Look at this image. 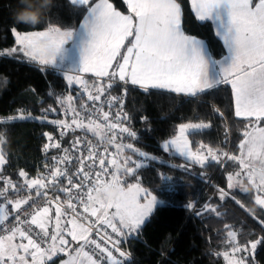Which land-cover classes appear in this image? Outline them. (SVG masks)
Returning a JSON list of instances; mask_svg holds the SVG:
<instances>
[{"label":"snow or ice","instance_id":"obj_1","mask_svg":"<svg viewBox=\"0 0 264 264\" xmlns=\"http://www.w3.org/2000/svg\"><path fill=\"white\" fill-rule=\"evenodd\" d=\"M70 3L86 13L79 28L62 29L50 25L43 31L27 33H19L13 28L19 49L13 48L11 51H19L30 61L62 71L69 85L84 86L87 100L92 102L96 110L90 113L89 123L85 124L78 119L80 113L74 107L72 95L61 96L57 100L61 106L66 105V112L74 114L70 123L66 120H53L51 123L64 130L86 128L99 136L101 143L114 145L116 152H108L107 147L104 152H97L94 151L96 146L89 144L88 155L84 157V160L91 161L87 165L88 171L85 170L84 160H81V167L73 174L80 181L78 183H74L72 175L60 167L50 173L47 184L43 178L28 179L27 173L21 170L19 176L25 178L28 189L37 190L36 197H48V192L39 189L51 186L64 193L67 199L63 204L59 203L60 196L48 199L49 205L55 204V225L51 233L46 221L50 222L52 209L50 206L38 207V199L30 196L15 200L14 209L18 214L14 219L18 223L14 226L6 225L8 213L0 206V232H8L6 236H0V264H55V257L68 253L66 246L70 241L65 238V234L78 247L61 264H123L113 254V250L120 257H126L127 254L119 247L121 239L138 234L157 204L164 203V200H158L151 191L142 187L137 176V172L147 166V161L156 158L139 152L138 155L144 160L132 161L130 156L124 155V150L137 152L133 144L117 143L115 132L110 137L106 133L102 134L104 125L92 118L99 113L103 121L108 122L107 131L118 129L119 133L135 138L136 133L122 123V119H128L127 113L123 112L122 97L110 96L101 102L105 96V87L93 84V94L81 73H92L97 78L108 77L107 89H113L116 81H119L124 85H138L145 91L161 89L192 97L221 85H230L234 115L248 122L242 132L238 154L217 150L203 143L193 150L189 136L211 126L203 122L180 124L177 134L166 141L162 148L165 152L174 150L180 157L201 167L210 162L221 167H224L226 161L238 164V171L227 173V189L239 188L247 193L249 189L245 187L246 180L257 192L254 196L255 204L264 209V0H191L197 20L211 22L215 35L227 49V54L219 60L213 57L205 41L185 33L182 27V6L177 0H125L129 14L117 10L111 0H70ZM122 93L126 96L127 87L122 89ZM97 102H101L99 106ZM104 103H107L109 111H104ZM81 108L87 110L84 104H81ZM117 108L113 116L111 110ZM44 111L54 112L56 109ZM32 118L21 110L19 115L0 121V124ZM43 118L47 119V116ZM60 134L63 137L66 132L61 131ZM45 135H48L49 141H53L51 135ZM2 143L3 138L0 136ZM80 143L78 138L75 145ZM49 146L56 149L61 147L59 141L45 145V148ZM53 159L57 160L56 157ZM67 159V156L60 157L57 162L62 164ZM256 161H259V167ZM6 163L5 154L0 150V171ZM130 163L135 164V167L129 166ZM125 176H137V182L125 186ZM61 177L67 179L70 187H57ZM162 179L168 182L172 177L163 175ZM108 183H118L121 186L120 195L108 202L96 201L94 193L101 185ZM9 189L19 196L21 188L5 180V187L0 189V198L13 203L7 199ZM219 193L221 200L230 197L241 208L244 207L230 191L219 188ZM74 199L83 207L84 213H90L91 217L96 218L98 239L93 238V225H86L78 219L80 214L72 202ZM64 204L71 210V218L67 221L70 227L61 225V218L69 215L64 210ZM22 205H29L35 211L30 213L28 209H22ZM111 209L114 211L110 212ZM21 211L30 219L21 220ZM204 211L222 215L211 205H205ZM196 214L199 216L202 212ZM259 222L264 225V219ZM24 225H29L27 230ZM30 226H35L39 231L33 233ZM225 227L228 229L226 242L231 248V252L222 253L227 264H250L247 256L237 254L251 255L258 245L264 244V237L250 241L249 248L247 244L237 241L238 233L235 230L229 225ZM106 229H111L115 237ZM17 236L27 243H13ZM42 243L47 247H42Z\"/></svg>","mask_w":264,"mask_h":264},{"label":"trees","instance_id":"obj_2","mask_svg":"<svg viewBox=\"0 0 264 264\" xmlns=\"http://www.w3.org/2000/svg\"><path fill=\"white\" fill-rule=\"evenodd\" d=\"M177 1L182 6L184 31L203 39L215 59L222 58L227 50L223 41L215 35L211 22L197 20L191 0ZM31 2L39 4V0ZM111 2L122 13L129 11L125 0ZM21 7L20 0H0V121L16 117L21 110L33 117L0 124V136L3 138L0 147L7 160L0 171V189L5 187V180H10L22 192L26 183L25 178L19 176L21 170L27 173L28 179L43 178L46 183L48 175L45 172L49 165L64 156L68 159L63 164H68L75 141L86 131L66 130L62 137L59 134L61 128L51 121L64 120L61 109L66 108V105L61 106L57 102L58 98L73 93L74 107L80 108L87 93L84 86L69 85L62 71L25 60L21 52L11 51L13 48L18 49L13 28L35 31L55 25L63 29H76L86 13L79 10V6H73L70 0H52L51 6L42 10L39 24H17L13 16ZM86 81L93 93V84L104 86L105 95L119 93L127 87L123 110L128 119L123 120V124L136 133L135 138L127 137V142L132 143L137 152L125 149L124 155L136 162L144 160L138 155L139 152L156 158L147 161V166L140 169L137 176L141 186L148 188L164 203L156 207L138 234L121 239L122 247L130 253L122 260L123 264H227L222 253L231 252V248L226 242L228 229L225 225L238 233L236 239L240 244H247L249 248L250 241L264 237V225L259 222L264 219V209L254 202L256 190L248 187L249 191L245 193L239 188L227 189V173L238 171V164L226 161L221 167L210 162L201 167L162 148L166 140L177 134L180 124L203 122L211 126L190 135L193 148L203 143L217 150L238 154L242 132L248 122L234 115L230 85H221L192 97L157 89L145 91L137 85L122 83L107 89L109 78L100 79L92 75H87ZM49 108L56 111L45 113L44 110ZM45 116L47 119L43 118ZM45 134L59 141L60 149L51 146L46 149L45 145H51L54 141H49ZM65 149L68 151L65 152ZM129 166L135 167V164L130 163ZM163 175L172 177V180L164 181ZM137 176L123 177L125 186L136 183ZM219 188L230 191L244 207L241 208L230 197L221 200ZM15 196L9 191L7 199L13 201L6 206L9 217L14 214L15 200L19 199ZM4 200L0 198V203L7 202ZM205 205L215 207L222 215L204 211ZM54 208L50 213L51 220L47 223L49 229L55 225ZM197 212L202 214L198 216ZM62 221L68 226L66 216L62 217ZM68 240L71 243V237L68 236ZM73 243L76 244L72 242L71 245ZM237 255L247 256L250 264H264V244L258 245L251 255ZM64 256L65 253L59 255L55 261Z\"/></svg>","mask_w":264,"mask_h":264},{"label":"built area","instance_id":"obj_3","mask_svg":"<svg viewBox=\"0 0 264 264\" xmlns=\"http://www.w3.org/2000/svg\"><path fill=\"white\" fill-rule=\"evenodd\" d=\"M116 83H122V82H119V81H116ZM115 83V84H116ZM123 84V83H122ZM124 85V84H123ZM110 96H121L122 99H123V104H124V100H125V96L123 95L122 91L119 92V93H116V94H113V95H105L101 98V102H104L108 97ZM101 102H97V106H99V104ZM83 104L86 105L87 107V110L85 109H82L81 106L80 108H77V111L80 113L78 119H81L83 120V122L85 123L86 121H89V115L91 112H94L96 111L93 107H92V102L88 101L87 98H85V100L83 101ZM117 109H112V115L114 116L115 115V111H117ZM104 111H109V108L107 106V103H104ZM61 112L64 116V120L68 121L70 123L71 119L73 118V113L71 111H65V108H62L61 109ZM124 112V110H123ZM93 119L96 120L97 123H100L102 125H104V128L102 130V134L103 133H106L107 136H112L113 135V132H115L116 134V142L117 143H122V144H127V134H121L119 133V130L116 129V130H113V131H107V123L106 121H103L102 119V116L97 113L96 116L92 117ZM110 120H111V117H110ZM122 123H123V119H122ZM124 125V124H123ZM74 127V126H73ZM80 130V129H79ZM61 131H65L64 129H60L59 131V134L61 133ZM85 133L84 135L80 138V141L81 143L79 145H74V149L72 151V154H71V157L69 158V162L68 164L64 165L63 163H54V164H51L47 167L46 169V172L45 174L48 175L47 176V179L49 180L50 179V173L53 172L55 170L56 167H60L62 171H66L68 175H72V178H73V182L74 183H78L80 182L78 179H77V176L76 175H73L74 173H77L78 172V169L81 167V163L80 161L81 160H84V157H86L88 155V145L89 144H92V145H95V149L94 151H97V152H104V149L105 147H107L108 149V152H116V149H115V146L114 145H108V144H103L100 142V137L97 136V135H94L93 132L91 131H88L86 128H85ZM53 141H54V138H53ZM51 141V142H53ZM105 155H107V153H105ZM121 162V161H120ZM66 163V162H64ZM91 163V161H88V160H84V166H85V170L88 171V168H87V165ZM48 183V181L46 182V184ZM57 187H70V185H68L67 183V179L66 178H59V183L57 185ZM24 188V191L20 192V195L17 196L13 190L9 189L10 191V194L12 195H16L15 197H18L19 199H27L28 197H32L33 199H38L39 200V204H38V207H43V206H50L51 209H53L55 207V204H52V205H49L48 204V199L49 198H53L55 196H60V201L59 203L63 204V202L67 199V196L62 193V192H59L55 189H53L51 186H48L46 188V190H41L39 189V191L41 192H48V197H36L35 193H36V189H28L27 186H23ZM86 191V190H85ZM85 200H86V197H85ZM5 201V200H4ZM75 205H76V211L77 213H79L80 215L78 216V219L80 220L81 223H84L86 225L88 224H92L93 225V238H97L98 239V236H97V227L95 225V221H96V218L95 217H91L90 216V213H84L83 211V207L74 199L72 201ZM31 203V200L30 202ZM28 209V211L31 213V212H34L35 209L34 208H30L29 205H22V209ZM64 210L66 212L69 213V215L66 216L67 219H70L71 218V210L67 209L66 207V204H64ZM18 213L16 212V210L14 209V214L9 217V219L5 222L6 225L8 226H14L16 225L18 222L14 219V217L17 215ZM19 215L21 216V220H24V219H30V216H25L23 214V211H21L19 213ZM29 227V225H24V228L25 230H27ZM32 228V231L33 233L36 232V231H39L35 226H30ZM106 228V226H104ZM54 230V225L49 229L50 233ZM107 232L109 234H112L111 233V229H106ZM6 234H8L7 231H3V232H0V236H5ZM100 234L102 235L103 234V229H101V232ZM114 237H115V234H112ZM34 238H36L34 236ZM38 239V238H37ZM38 242H40L38 240ZM71 246V243L66 246L67 248H70ZM42 247H47L46 244H43L42 243ZM120 247V250L127 253V251L122 247L121 243L119 245ZM87 250V249H86ZM116 254H114V250H113V254L117 257V258H120L119 256V253L116 252Z\"/></svg>","mask_w":264,"mask_h":264},{"label":"clouds","instance_id":"obj_4","mask_svg":"<svg viewBox=\"0 0 264 264\" xmlns=\"http://www.w3.org/2000/svg\"><path fill=\"white\" fill-rule=\"evenodd\" d=\"M51 2L52 0H39V4L34 5L31 0H20L22 7L14 13L13 18L17 24L37 25L41 22L42 10L49 8ZM120 192L121 186L118 183L104 184L94 193V199L96 201L108 202L115 200L120 195ZM75 245L78 247L77 244Z\"/></svg>","mask_w":264,"mask_h":264},{"label":"rangeland","instance_id":"obj_5","mask_svg":"<svg viewBox=\"0 0 264 264\" xmlns=\"http://www.w3.org/2000/svg\"><path fill=\"white\" fill-rule=\"evenodd\" d=\"M63 29V28H62ZM43 30H45V29H43ZM35 31H42V30H35ZM17 32H19V33H27V32H31V31H19V30H17ZM188 35H190V34H188ZM193 36V35H192ZM196 37V36H195ZM199 38V37H198ZM226 54H227V52H226ZM225 54V55H226ZM81 75L83 76V78L86 80V75H88V74H86V73H81ZM75 85H77V86H79V87H81L82 85H78V84H75ZM78 94H80V91L77 93V95ZM93 94H95V93H93ZM69 95H72L73 97H74V99H75V94H73V93H70ZM89 123V121H86L85 122V124H88ZM187 123H195V122H187ZM183 124V123H182ZM172 138H174V137H172ZM172 138H170V139H172ZM170 139H168V140H170ZM189 139H190V136H189ZM168 140H166V141H168ZM165 141V142H166ZM191 141V140H190ZM164 142V143H165ZM0 150H1V147H0ZM193 150H195V148H193ZM229 151V150H228ZM169 152H174L175 153V151L174 150H169ZM230 152V151H229ZM177 154V153H176ZM178 155V154H177ZM256 165H257V167H259V161H256ZM245 187H251V185H249L248 183H247V181L245 180ZM142 187H144V186H142ZM144 188H146V187H144ZM146 189H148V188H146ZM149 190V189H148ZM150 191V190H149ZM153 195H155L154 193H152ZM257 194V193H256ZM156 196V195H155ZM157 198H158V200L159 199H161L160 197H158L157 196ZM13 202V201H12ZM7 202L6 203H0V206H3L4 207V209H5V212H7L8 213V217H9V215H10V212L7 210ZM158 205H160V204H157V206ZM156 206V207H157ZM156 207L154 208V210L156 209ZM153 210V211H154ZM110 212L111 211H114V209H111V210H109ZM149 219V218H148ZM69 227H70V225H69ZM134 235V234H133ZM21 242L22 243H27L25 240H21ZM20 242V243H21ZM72 243V242H71ZM75 245V243H73L72 244V246H71V248H69L68 249V253H66L65 254V256L63 257V258H61L57 263H55V264H61V262L63 261V260H66V259H68L69 258V254H74L73 253V249H75L73 246ZM22 254V253H21ZM114 254H116L117 255V253L115 252V250H114ZM127 255H126V258H127V256H130V253H126ZM57 257H55L54 259H56ZM125 257H120V258H117V259H120V260H123ZM28 259L30 260L31 258L30 257H28ZM49 264H51V262H49Z\"/></svg>","mask_w":264,"mask_h":264},{"label":"crops","instance_id":"obj_6","mask_svg":"<svg viewBox=\"0 0 264 264\" xmlns=\"http://www.w3.org/2000/svg\"><path fill=\"white\" fill-rule=\"evenodd\" d=\"M178 2V1H177ZM179 3V2H178ZM118 10V9H117ZM123 14H129V11L127 12V13H123ZM183 18V17H182ZM182 27H183V25H182ZM79 28V27H78ZM69 29V28H68ZM77 29V28H76ZM184 30V29H183ZM43 31V30H42ZM186 33V32H185ZM187 34V33H186ZM192 36V35H191ZM195 37V36H194ZM198 38V37H197ZM198 39H201V38H198ZM201 40H203V39H201ZM204 41V40H203ZM206 46L208 47V44L206 43ZM209 48V47H208ZM18 49H19V45H18ZM227 50V49H226ZM122 51V53L124 52V49H122L121 50ZM23 54V53H22ZM24 59L25 60H29L28 58H26V57H24ZM119 59V58H118ZM221 59V58H220ZM217 60H219V59H217ZM30 61V60H29ZM38 64V63H37ZM38 65H40V64H38ZM114 67H115V65H114ZM111 71V70H110ZM86 74H88V75H92V76H94L92 73H86ZM87 76V75H86ZM104 78H108V77H104ZM104 78H100V79H104ZM130 84V83H129ZM131 85V84H130ZM138 86V85H137ZM157 90H161V89H157ZM163 91H167V90H163ZM167 92H169V91H167ZM178 94H184V93H178ZM185 95H187V94H185ZM198 95V94H197ZM64 218V217H63ZM46 223H49V222H47L46 221ZM61 225H62V227H64V226H66V222H63L62 221V218H61ZM67 227H69V225L67 226ZM7 235V234H6ZM5 235V236H6ZM66 236V235H65ZM66 239H68V236H66ZM26 241V240H25ZM21 242V238L19 237V236H17L16 238H15V240L13 241V243H20ZM27 242V241H26ZM71 248V247H70ZM69 249V248H68ZM61 254H63V253H61ZM60 254V255H61ZM66 254V253H65ZM59 256V255H58ZM57 256V257H58ZM57 259V258H56ZM56 259H54V261L56 260ZM58 261H55V263H57Z\"/></svg>","mask_w":264,"mask_h":264},{"label":"water","instance_id":"obj_7","mask_svg":"<svg viewBox=\"0 0 264 264\" xmlns=\"http://www.w3.org/2000/svg\"><path fill=\"white\" fill-rule=\"evenodd\" d=\"M76 247V245L74 246V248Z\"/></svg>","mask_w":264,"mask_h":264}]
</instances>
